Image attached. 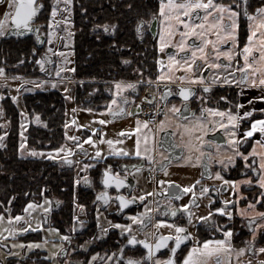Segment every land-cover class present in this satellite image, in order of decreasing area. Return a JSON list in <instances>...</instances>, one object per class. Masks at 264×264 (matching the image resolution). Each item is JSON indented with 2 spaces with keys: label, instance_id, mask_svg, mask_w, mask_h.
<instances>
[{
  "label": "flooded vegetation",
  "instance_id": "flooded-vegetation-1",
  "mask_svg": "<svg viewBox=\"0 0 264 264\" xmlns=\"http://www.w3.org/2000/svg\"><path fill=\"white\" fill-rule=\"evenodd\" d=\"M35 2L39 9L33 23L39 26V35H42V39L37 40L34 35L24 38L5 37L11 27L9 19L4 34L0 35L1 58H5L3 53L6 41L13 39L21 45L22 40H27L31 44L29 56L35 63L42 59L44 61L41 73L44 74L47 70L44 53L52 54L50 67L52 76V68L54 69L57 64V58L51 50H55L56 47L62 48L65 42L63 32L66 24L64 26L58 20L70 12L74 45L77 46L76 44L81 41L82 38L78 35L82 33L88 35V39L95 37L99 48L108 47L111 51L110 57L115 63L112 75L115 78L94 80L97 85L83 95L81 108L99 112L106 115L107 119L101 126L95 128L96 131L82 128L80 135L76 136L78 140L69 136L67 139L63 138V146L67 148L66 154L62 157H51L49 170L50 172H53V169L62 170L66 182L60 193L54 190L53 185L45 190L49 211L40 214L43 228L29 229L23 233V238L28 234L30 237L40 236L44 230L51 229L53 233L50 238L54 247L50 252L56 253L53 260L58 264H127L129 257L136 259L144 257L141 264H154L155 259H166L173 255L171 248L175 247V229L172 224H177L185 226L192 235L182 241L177 248L174 256L176 264H182L184 257L194 245L203 246L205 240L218 239L227 240L232 247L219 253L198 254L199 264H246L249 261L251 264H257V261L264 260V254L258 251L264 246V228L256 229V236L253 239V228L248 224L250 219H253L255 224L262 222L260 217L251 215L253 212L264 211V199H261L264 197V188L255 183L259 179L261 158L253 154L248 156L246 162L243 156L234 154L235 150L231 145L222 143L219 150L216 147V143L229 139L225 129L229 133L235 130L238 137H244L245 130L251 127L253 120L264 118V100L258 99L264 96V87L253 86L250 82L240 83L241 74L236 71L244 66L243 46L248 42L251 26L259 25L260 17L256 10L264 6V0H247V12L249 15L257 16L256 20H251L245 15V0H214L215 3L231 5L239 12L236 18L238 23L236 42L229 38L219 39L217 31L222 34L223 29L212 27L219 19L217 13H212L205 20L206 10L202 8L193 9L194 14L190 18L186 15L180 16V19L197 25L196 31L204 34L203 37L193 34L186 35L185 38L182 34L190 32L191 29L185 28L176 20L165 21L160 13L161 0H71V3H68V0H59V4L56 0ZM164 2L167 4L168 0ZM173 2L183 4L188 0ZM54 5L58 8L55 17L52 16ZM93 5L95 9L91 10ZM14 8L15 0H0V19L5 18V13L13 15ZM182 11L184 10L166 9L165 14L175 16ZM224 19L228 20L227 15ZM168 24L172 25V34H169ZM201 24L203 27H199ZM105 25L108 26L107 31ZM137 25L140 26L139 29ZM20 29L17 31L20 32ZM259 37L255 34L253 43L256 48L249 56V62L253 63L254 67L248 69V72L262 66L258 63ZM205 40L215 41L219 47L214 48L211 43L205 44ZM39 41L42 43L41 46L38 45ZM162 42L165 45L163 49L160 47ZM182 43L186 46L178 47ZM201 47L208 61H205L197 51L196 67L194 70H188L183 65L185 62L191 63L193 51ZM229 49L233 51L231 60L227 56H215L217 51ZM170 57L175 63L170 61ZM133 64L137 66L138 72L130 69ZM213 64H220L221 67H212ZM226 64H230L231 67H224ZM229 74L237 79L236 84L223 82ZM169 75L172 79L160 78ZM193 75H203L211 85L209 90H204L203 82H193L191 80ZM260 75L261 73L257 72V85ZM181 76L188 79L181 80ZM213 77H220V81L213 82ZM117 82L122 84L132 82L136 86L121 88L117 95ZM182 87L192 89V95L187 100L180 95ZM223 97H227V100ZM173 105L179 112L173 111ZM208 108H219L226 113L230 111L237 114L239 122L237 125L228 126L227 114L222 117L219 113H209L206 111ZM246 111L251 112V115L243 116ZM108 121L114 123L117 132L119 131L118 147L101 152L99 157L94 150L89 154L90 149L85 145L77 147L74 153L68 152L69 144L82 145L88 136H92L93 141L96 140L98 144L102 142L109 128ZM124 121H129V124H124ZM161 121L164 122L163 125ZM220 124H224L225 128L219 127ZM210 128H214L215 131H211ZM65 129L64 124V135ZM201 140L216 143L201 145ZM258 141H264V133L259 129L251 137L244 138L239 150L245 155L253 152L254 148L256 153H264V145ZM51 148L54 147L47 149ZM137 149L142 153L146 152L147 155H136ZM149 156L152 159H149ZM222 157L225 164L219 162ZM228 157H233L234 162L228 163ZM85 165L91 167L85 168ZM105 169H109L115 177L125 182L119 188L114 183L105 185L103 183ZM217 172L221 174L220 177L216 176ZM248 178H251L253 183H241L239 187L225 183L233 180L246 181ZM205 186H208L207 190ZM185 188L191 191H185ZM202 191L203 196L200 195ZM101 192L108 194V203L99 199ZM121 195L133 202L121 208L118 199ZM37 196L36 191L30 201L38 199ZM141 196L144 199H140ZM193 199L195 204L190 205L193 217H189L184 209H179L176 216H172L171 212L166 210L169 206L179 208L181 204H187ZM225 200L232 203L225 205ZM250 201L254 204L252 208L248 207ZM6 205L1 211L5 212L4 218L7 217L8 209L10 213L13 211L11 202L8 201ZM80 205L84 207L81 208ZM220 207H224L226 211L224 213L214 211ZM146 208L152 211L150 216L143 217L144 225L132 219L145 212ZM241 209L246 210L245 215H241ZM24 210L23 207L20 213L17 212L15 215L24 213ZM208 212H213L211 220L200 221L199 216H206ZM227 212H231L232 215H227ZM162 219L169 223L157 227V221ZM117 223L131 224V236L129 232L116 227ZM228 228L233 229L231 237L224 235ZM169 233L173 234V239L165 247L154 250L153 256L148 258L147 248L140 241L147 239L155 246L160 235ZM64 235L69 239L64 240L62 238ZM132 237L136 238L137 243H129ZM19 238H22L21 235ZM209 247L216 248L217 245L212 244ZM241 248L246 250L239 253ZM30 255L34 256L26 259L37 263L49 262L50 259L44 257V251L41 250L32 251Z\"/></svg>",
  "mask_w": 264,
  "mask_h": 264
},
{
  "label": "snow or ice",
  "instance_id": "snow-or-ice-1",
  "mask_svg": "<svg viewBox=\"0 0 264 264\" xmlns=\"http://www.w3.org/2000/svg\"><path fill=\"white\" fill-rule=\"evenodd\" d=\"M57 4H59V0H56ZM68 3H71V0H68ZM205 9L206 10V15L204 17L205 20L208 19L209 16L212 15V13H217L219 19L216 20V22L212 25L213 28H217L223 29V33L221 34V32L218 30L217 31V37L219 39H225V38H229L231 39L233 42H236V37H237V28H238V23H237V17L239 16V12L236 11L231 5L228 4H224V3H215L214 0H207V2H205V0H195V2H192V0H188V2L183 3V4H175L173 2V0H168V3L166 4L164 2V0H161V5H160V13L161 15L164 16V20L165 21H170V20H176L178 21L180 24H183L185 26V28H190L191 31L186 33V34H182L185 36L186 35H198L203 37V32H197L196 28L197 25L195 24H190L188 20H182L180 19L181 15H186L189 16V18L191 17L192 14V10L193 9ZM39 6L36 4L35 0H15V8H14V14L10 15L8 13H5V18L4 19H0V35L4 34L5 31V26L8 23V20L10 19L11 21L14 22V24H12L11 26L16 28L17 30H19L21 27L26 29L27 31L31 32V31H36L37 32V38H39V28L38 26H35L32 21L33 18L36 16L37 12H38ZM166 9H183L184 11L179 12V14L175 15V16H169L165 14V10ZM58 8L54 5L52 7V16L55 17L57 14ZM257 13L259 14V26H251V34L248 36V42L244 44L243 46V56H244V66L242 68H238L236 71H238L241 75L239 76V82L240 83H245L247 84L248 82H250L251 85L253 86H262L264 87V6L259 7L257 10ZM225 15H227L228 20L225 21L224 17ZM245 15L249 16V19L251 20H256L257 16L255 15H249L247 12V0H245ZM138 29H139V25H137ZM168 29H169V34L171 33V29H172V25L168 24L167 25ZM199 27H203V24H201ZM105 31L108 30V26L105 25L104 26ZM261 32V36L259 37V41H260V47H259V52H260V56L258 59V63H260L262 66L261 67H257L255 69V71L252 72H248V69H252L254 67L253 63L249 62V56L250 54H252L253 49L256 48V45L253 43L254 37L256 32ZM164 39V35L163 32L161 33V40L163 41ZM205 44L211 43L213 45L214 48H218L219 45L217 42L212 41V40H205L204 41ZM164 43L162 42L160 47L163 49L164 48ZM186 45H184L183 43L178 45V47L183 48ZM194 47V46H193ZM199 51L200 54L204 57L205 61H208V57L207 55H205L203 47L199 48V49H195L193 51L192 57L191 59V63L185 62V64L183 65L185 68H187L188 70H194L196 67V52ZM216 57H221V56H227L229 60H231L233 58V51L231 49L227 50V51H217L215 53ZM170 61H172L173 63H175V61L172 59V57L169 58ZM41 65L43 66V59L40 61ZM161 67H163V65H161ZM205 67H207V64L205 65ZM212 67L215 68H219L221 67L220 64H213ZM224 67H231L230 64H226L224 65ZM4 69L0 68V75L4 74ZM257 72L261 73V75L259 76V83L257 85V79H256V75ZM57 75H59V72L57 73ZM161 79H172V77L169 75L167 77H160ZM13 79H15V77H13ZM181 80L184 79H188V77L186 76H181L180 77ZM191 80L193 82H203L204 85V90L207 91L209 90V88L211 87V85L207 82L206 78L203 75H193L191 76ZM220 81V77H213V82H219ZM224 83H231V84H236L237 83V79L233 78V76L231 74H229L227 76V78L223 81ZM53 86H56V81H52ZM136 85L135 83L129 82V83H120L117 82L116 83V88H117V95H119V90L121 88H134ZM180 95L184 98V100H187L189 96L192 95V89L189 88H183L180 91ZM17 97L13 96V99L15 100ZM223 99L227 100V97H223ZM255 99V98H254ZM258 99L264 100V96H260L258 97ZM115 99L113 100V103H115ZM237 107H243L242 105H237ZM173 111L175 112H179V109L176 108L175 105H173ZM206 111H208L209 113H219L220 116H225L227 114L228 116V121L227 124L228 126H234L237 125L239 122V116L237 114H233L230 111H228L227 113L225 111H221L219 108H208L206 109ZM0 112H3V109H0ZM251 115V112H244L243 116L248 117ZM2 123V122H0ZM147 123V121H145V124ZM163 121H161V125H163ZM67 127V125L65 126ZM219 127L225 128L224 124H220ZM257 129H259L260 132L264 133V118L258 119V120H253L251 123V127L245 130V134L244 137H238L236 135L235 130H233L231 133H229L227 131V129H225V134L229 136V139L224 142H220V143H216L215 141H204L201 140L200 143L201 145H204L205 143H216V147L217 150L220 149L221 144L222 143H226L228 145H231V147L235 150V155H239V156H243L245 161L247 162L248 160V156H251L253 154L259 155L260 156V164H259V170H258V174H259V179L255 181L256 184L260 185L262 188H264V153H256L255 148L253 149V152L248 153L247 155H245L243 152H241L239 150V146L240 143L244 140L245 137H251L253 135L254 132L257 131ZM211 131H215L214 128H210ZM93 131H96L95 129H93ZM7 133H4L2 135H0V141H2L3 136H6ZM73 139L78 140V137H74ZM87 141L88 142H92L95 143V141H93L92 136H88L87 137ZM113 141H109V144H112ZM258 143H261L262 145H264V141H258ZM0 146H3L2 143H0ZM24 145H21V148H23ZM77 147L80 148L82 147L81 144H77ZM55 151L59 152L61 151V149H56ZM118 151H122V150H118ZM169 151H171V149H169ZM68 152L71 153L72 149H68ZM32 154L36 155V154H40L37 153L35 150H32ZM101 154V150L97 149L96 150V156L99 157ZM49 155H51V153H49ZM136 155H147L146 152L142 153L139 151V149H137ZM203 155V153H202ZM149 159H152L151 156L148 157ZM199 161V157L197 158ZM209 162H211V155L209 154ZM221 164H225V159L222 157L221 160L219 161ZM227 162L228 163H232L234 162V158L233 157H228L227 158ZM69 163H75V161H69ZM91 167V165H85V168ZM217 177H220L221 174L219 172L216 173ZM87 180V178H85ZM125 181L123 179H119L117 177H115L111 171L109 169H105V176L103 179V183L105 185L108 184H115L117 188H119L121 186L122 183H124ZM253 183V180L251 178H248L246 181H237V180H233V181H225V183H231L237 187H239V185L241 183ZM163 183V182H162ZM169 183L171 184L172 182L169 181ZM208 186H205V190H207ZM185 191H191V189L185 188ZM167 191V189H166ZM193 195H195V193H193ZM201 196L204 195V192L202 191L200 193ZM99 199H102L105 203H108L109 201V196L106 192H101L99 194ZM119 202H120V206L121 208H123L125 205L132 203V200L127 199L126 197H124L123 195L118 197ZM140 199H144L143 196L140 197ZM261 199H264V197H261ZM45 202H47V198H45ZM59 203V202H57ZM232 201H228L225 200L224 204L228 205L231 204ZM195 204V200H190L189 203L187 204H181L179 206V208L176 207H172L169 206L168 211L171 212L172 216H176L179 209H184L187 212V215L189 217H193V213L190 210V205ZM37 205L35 204V202L30 201L29 204L25 207V212H27L29 209L32 208H36ZM81 208H83V205H80ZM249 208L254 207L253 202H249L248 205ZM44 213H47L49 211V208L44 207L43 208ZM151 209L146 208L145 212L140 213L139 215H136L134 217H132V219L138 221L141 225L145 224V220L143 219V217L145 216H150L151 213ZM215 212L217 213H224L226 210L224 207H220V208H216L214 209ZM246 214V210L241 209V215H245ZM97 215L99 216V213H97ZM227 215L231 216L232 213L231 212H227ZM251 215L253 217H260L262 222L259 224H255L253 219H250L248 221L249 226H251L253 228L252 231V236L253 239L256 236V229H260V228H264V211H260V212H253L251 213ZM213 216V212H208L206 216H199V220L200 221H205V220H211V217ZM3 219V215L0 214V220ZM25 217L22 214H18L16 216H9L8 220L12 221H22L24 220ZM169 221L167 220H158L157 221V227H159L160 225H166L168 224ZM189 223H191V220L189 221ZM37 224L40 228H43V223H41L40 221H37ZM116 227L124 229L125 231L129 232V235L131 236V229H132V225L131 224H120L117 223ZM172 227L175 229V247L171 248V251L173 253L172 256H169L166 259H155L154 260V264H176V260L174 258L175 253L177 248L180 247L181 242L188 239L189 236L192 235L191 232H188L187 228L185 226L182 225H177V224H172ZM217 227H219V225H217ZM32 228V224L29 223L27 228H18V229H10L9 230V235H15V233L17 231H27L29 229ZM51 231V229H49ZM56 231H59V229H56ZM221 231H224L223 229H221ZM233 232V229L228 228L226 232H224L225 237H231ZM103 234V232H102ZM64 240H68L69 237L67 235H64L62 237ZM173 239V234L169 233L167 235H160L159 239L155 242V246H153L152 243H150L147 239L145 240H141L140 243L144 244L147 248V253L146 256L148 258H151L153 256L154 250H158L161 249L163 247H165V245L168 244V242L170 240ZM129 243L131 244H135L137 243L136 238L132 237L129 241ZM215 244L217 245L216 248H210L209 246ZM23 243L21 244V247H23ZM29 247H36V246H43V245H37L35 242H30ZM84 245H81V247H83ZM232 245L231 243H229L227 240L225 239H218V240H205L203 242V246H199V245H194L186 254V256L183 259L182 264H199V256L198 254H203L206 252H221L224 249H228L231 248ZM246 249L245 248H241L239 249V253H243ZM259 253L264 254V246H261L258 249ZM53 256L56 255V253H52ZM144 259V257H141L140 259H136L133 257H129L127 259V264H141L142 260ZM246 264H251V262H246ZM257 264H264V260H259L257 261Z\"/></svg>",
  "mask_w": 264,
  "mask_h": 264
},
{
  "label": "rangeland",
  "instance_id": "rangeland-1",
  "mask_svg": "<svg viewBox=\"0 0 264 264\" xmlns=\"http://www.w3.org/2000/svg\"><path fill=\"white\" fill-rule=\"evenodd\" d=\"M58 21H60V23H63L64 26L66 24V29L63 32V37L65 39V42L62 48L56 47L55 50H51L52 52H54L57 58V64L55 65L54 69L52 68V72H53L52 76L50 75L49 77H47L46 75L41 73V69L43 67L40 63L41 60H39V62L36 63L34 59H31V62L29 63L24 62V60L21 61L17 60L16 63H13L8 59L9 57L7 56L3 64L1 63L0 66V68H3L5 70L4 74L0 75V109H3V112H0V122H2L0 123V135L7 133L6 136H3L2 141H0V143H2L3 145L0 146V148L2 149L5 148L8 141V136H10L9 133H11V128H12L11 120L10 117L7 116L6 108L9 111L10 110L13 111V109H11L10 106L9 109L8 106L4 103V101L6 100V96H9L18 110V115L20 119V126L18 128L19 131L17 129L18 151L20 156L23 157H37L40 159L49 158V160H51V157H55V158L62 157L64 154H66L67 151V148L63 146L64 144L63 141L61 142L60 145L55 146L53 149L51 148L45 150H35L32 149L30 146H28L26 136H27V127L29 126L30 122L39 126H46V123L43 121L44 119H49L47 118L46 115H44L43 111L42 112L35 111L34 114L28 112L26 100H25V97L28 94H35L36 92L41 90H52V91L54 90V91H58L61 94L65 103V126L67 125L65 129L66 135H64L63 137L64 139H67V136L72 138L79 136L82 128H88L90 130H93L97 126H101L103 122L107 119L106 115L100 114L99 112L96 111L83 109L81 108V106L76 104L75 96H76L77 88L80 86H87L85 84H91L88 85V87L93 86V83H95L94 80L96 79L84 78V77L82 78L77 73L76 56L78 55L73 40L71 13L70 12L69 14L66 13ZM50 36L51 38H53L52 32H50ZM28 48H29L28 51H30V45ZM47 50L50 49L47 48ZM5 63H8L9 67ZM135 64L131 65L130 69H132L133 72H138V70L136 69L137 66H135ZM2 65H4V67ZM25 66L27 67L26 70H28L29 73H33L32 70H35L34 73L36 74L33 75L27 73L26 70L23 68ZM58 72L59 75H57ZM13 77H15V79H13ZM52 81H56L55 87L53 86ZM104 84L110 85L111 83H104ZM13 96H16L17 98L14 100ZM31 115L33 117H31ZM123 123L129 124V121L128 122L124 121ZM114 125H115L114 123L111 124V122H109V128L105 133L106 134L105 138L102 142H99V144L96 140L95 143H91L88 141L82 143V146L85 145L90 149L88 152L89 154L93 152L92 150L96 151L97 149H100L101 152H103L106 151L107 149H113L115 146L118 147L117 140H119L118 137L119 131L117 132V129ZM109 141H113V143L109 144ZM22 144L24 145L23 148H21ZM69 146L70 149H72L73 153L75 152V150H77L76 145L69 144ZM56 149H61V151L57 152L55 151ZM32 150H35L37 153L40 154L34 155L32 154ZM49 153H51V155H49ZM41 185H42V189L39 190L40 192L38 199L31 200L32 202H35L37 207L29 209L27 212H25L24 210V213H22V215H24L25 217L24 220L9 221L8 220L9 216L11 215L16 216V215L14 213H10V210L8 209V213L6 214L7 217L4 218L5 212L2 213L0 211V214L3 215V219L0 220V233H1L0 243L2 242L3 244L8 245L12 249L11 254H7L4 257V260L2 258L3 264H24L23 259L34 256V255H30V252L32 251L37 252L38 250L44 251V257L50 258L49 262L43 261L41 263H37L30 260L28 264H58L57 261L53 260L54 257L50 252L54 247V244L50 238L53 232L44 230L43 235L30 237V234H28L26 238H23L24 237L23 233H26L28 231H17L15 235L12 236L8 234L10 229L14 230L18 228H27L29 223L32 224L31 229H36L37 227H39L37 221L41 222L40 214L44 212L43 208L44 207L49 208L48 199L47 202H45V198H47L44 188L45 184H41ZM23 195L26 196L25 193ZM8 201L11 202L12 198H10ZM29 202L30 199H28L25 202L24 208L29 204ZM7 207L8 206L6 205V208ZM20 235L22 238H19ZM30 242H35L37 245H43V246L29 247L28 245ZM22 243L24 245L23 247H21ZM0 250L2 254H4L5 250H3V247H0ZM13 252H16V258H17L16 260H13L12 258L14 255Z\"/></svg>",
  "mask_w": 264,
  "mask_h": 264
},
{
  "label": "trees",
  "instance_id": "trees-1",
  "mask_svg": "<svg viewBox=\"0 0 264 264\" xmlns=\"http://www.w3.org/2000/svg\"><path fill=\"white\" fill-rule=\"evenodd\" d=\"M151 7L152 9L154 8L153 3ZM94 9L95 6L93 5L91 10ZM78 36L82 38L76 46L78 55L76 56V70L78 75L82 78H94L96 80L105 77L114 79L115 77L112 75L115 63L110 57L111 51L109 48H99L95 41V37L88 39V35H82V33H79ZM6 42L5 52L3 53L5 54V58L3 59L0 57V66L7 56L13 63H16L19 59L24 60L26 63L31 62L33 58L29 56L28 51V47L31 44L27 40H22L21 45L16 43L13 39ZM151 53H153V50H151ZM5 64H7V66L9 65L8 63ZM23 68L25 70L27 69L26 66ZM32 71L33 73H29L28 70H26L29 74H36L34 73L35 70ZM85 85L87 86H80L77 88L75 99L76 104L79 106L83 105L81 103L83 95L94 87V85H97V82L93 83V86L88 87V85L91 84ZM25 100L29 113L34 114L35 111H43L44 115L49 118L44 119L46 126H39L30 122L26 136L28 146L32 149H47L48 147L60 145L64 137L65 122V103L61 94L54 90H41L35 94H28ZM4 103L8 108L10 106L13 111H9L6 108L12 128L5 148H0V211L3 210L8 200L12 198V213L15 214L24 207L28 199L32 198L34 192L37 191L39 196V190L42 189L41 184H45V190L53 185L54 190L60 193V189L63 187L66 180L64 179V172L62 170L53 169V172H50L51 160L20 156L17 135L20 126L18 110L9 96H6ZM31 117L33 116L31 115ZM24 193L26 196L23 195ZM29 261V259H23L24 264L29 263Z\"/></svg>",
  "mask_w": 264,
  "mask_h": 264
},
{
  "label": "water",
  "instance_id": "water-1",
  "mask_svg": "<svg viewBox=\"0 0 264 264\" xmlns=\"http://www.w3.org/2000/svg\"><path fill=\"white\" fill-rule=\"evenodd\" d=\"M34 20H35V17L33 18L32 23L34 22ZM12 24H14L13 21H11V25ZM34 25L35 26H38L37 24H34ZM38 28H39V26H38ZM28 35H34L37 38V32L36 31L29 32L26 29H24V28L21 27L20 32H18L16 28H14V27L11 26L8 29V31L6 32L5 37L9 38L11 36L12 37H17L18 36V37H22L23 38V37H26ZM40 39H42V35H39V38H37V40H40ZM41 44L42 43L39 41L38 45L41 46ZM52 59H53L52 54L44 53V60H45L46 65H47V70L44 71V74L47 75V76H50L51 75L50 67H51V64H52Z\"/></svg>",
  "mask_w": 264,
  "mask_h": 264
},
{
  "label": "crops",
  "instance_id": "crops-1",
  "mask_svg": "<svg viewBox=\"0 0 264 264\" xmlns=\"http://www.w3.org/2000/svg\"><path fill=\"white\" fill-rule=\"evenodd\" d=\"M259 26V25H258ZM256 34L257 35H259V36H261V32H256ZM64 124H65V122H64ZM95 152V151H94ZM1 234V233H0ZM1 239V238H0ZM3 243L1 242L0 243V247H3V250H5V252H4V254H2V252H1V250H0V264H3V260H4V257L7 255V254H11V252H12V249L8 246V245H5V244H3ZM13 260H16L17 258H16V252H13ZM2 258H3V260H2Z\"/></svg>",
  "mask_w": 264,
  "mask_h": 264
}]
</instances>
